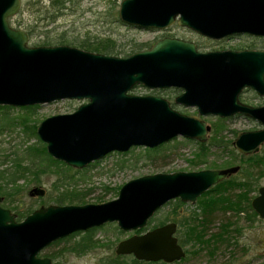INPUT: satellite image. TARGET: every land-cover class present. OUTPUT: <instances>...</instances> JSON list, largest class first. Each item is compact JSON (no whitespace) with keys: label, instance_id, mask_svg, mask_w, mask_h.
I'll return each instance as SVG.
<instances>
[{"label":"water","instance_id":"obj_1","mask_svg":"<svg viewBox=\"0 0 264 264\" xmlns=\"http://www.w3.org/2000/svg\"><path fill=\"white\" fill-rule=\"evenodd\" d=\"M21 8L22 0H0V106L87 101L74 113L39 126L37 136L53 159L83 170L133 148L156 149L176 138L207 141L211 128L204 121L174 110L164 98L132 95L139 86L182 90L175 104L197 109L201 117L256 121L263 129L242 133L235 147L246 157L260 152L264 107L244 104L240 96L251 90L264 97V51L199 53L194 44L169 38L126 58L68 46L31 47L29 34L10 25ZM119 20L159 31L178 23L213 40L236 34L264 38V0H124ZM239 170L145 176L125 184L116 200L41 207L22 222L2 207L0 196V264H53L40 255L54 243L108 224L117 223L123 232L145 229L171 201L195 204ZM34 193L45 194L40 189ZM251 207L264 220V187ZM176 234L177 225L169 224L132 236L118 244L116 255L148 263L180 262L186 251Z\"/></svg>","mask_w":264,"mask_h":264},{"label":"rangeland","instance_id":"obj_2","mask_svg":"<svg viewBox=\"0 0 264 264\" xmlns=\"http://www.w3.org/2000/svg\"><path fill=\"white\" fill-rule=\"evenodd\" d=\"M123 1L70 0L62 15L58 16L54 23H51L50 17L54 9L51 7L50 0H22V8L16 17L10 19V25L14 29L24 30L27 33L28 29L34 31V37L29 41L31 47L68 46L103 55H106L105 52L110 49L120 52V55L114 57L121 58L151 49L165 36L176 35L196 41L194 35L179 26L159 31L139 29L122 23L119 20V11ZM63 34L65 35L64 45L56 43L51 46L40 45L43 36H49L54 42H57ZM200 43L205 48L204 52L239 51L249 48L264 51V38H245L218 44L208 41ZM83 44L86 45L83 46ZM131 94L164 98L171 102L174 110L204 121L211 128L207 134V141L201 143L196 140L176 138L165 144L158 154H146V148H134L124 154H110L94 167L89 168L88 166L83 170L72 168L76 171L86 170L83 180L78 181L76 189L86 197L82 201L83 204H74V206L99 205L116 200L121 188L128 182L158 173H189L204 170H225L233 167L242 169L246 161L239 162L238 155L240 153L235 147L237 138L244 132L263 129L256 121L242 116L229 119L201 117L197 109L174 104L175 99L180 95L174 92L157 93L142 87V89H135ZM240 101L252 107H264V97H259L251 90L244 91L240 96ZM84 103L87 101H63L38 106L33 111L23 110L26 107H10L9 110H0V172L11 171L13 162L17 158L25 157L29 148L41 146L43 142L40 140V143L34 137L33 131L35 130L37 133L42 122L54 116L72 114ZM199 143L206 145L205 149L208 150L206 156H199ZM257 155L259 156L255 157L258 160L255 166L257 168L249 166L248 169L255 173L256 182L261 188L264 187V145ZM28 163L25 160L24 164L28 165ZM33 178V176H27L18 182L15 203L11 201L6 203V198L0 195L3 198L2 207L14 212L13 207L16 206H20L22 211L29 208L36 211L41 207L56 205L52 198L64 191H57L54 187L57 181L56 174L51 173L41 177V184L34 182ZM35 189L43 190L44 196L41 197L35 193L31 195ZM219 191L220 193L217 190L209 194L205 193L198 198L195 204L184 202L178 204L176 203L178 200L171 201L155 215L145 229H141L145 230L143 233H139V230L123 232L118 228L117 223L108 224L94 229L96 231L93 234L92 249L85 252L71 251L87 231L78 233L77 237L70 236L54 243L40 257L52 258L50 257L52 255L55 258V260L53 259L54 264H103L117 256L116 250L120 242L165 225L176 224V236L179 238L178 231H181L190 243L184 248L187 251L186 257L174 264H264V220L259 217L253 222H248L244 217L234 218L232 215H223L218 211L213 214L214 224L208 235L198 227L188 226V223H192L195 215L202 217L205 214L204 211L216 202L228 203L227 200L230 199L232 205L237 208L246 198L251 197L253 200L258 194V192H232L226 189ZM64 206L70 205L65 204ZM162 223L164 224L162 225ZM182 223L185 224L183 228L180 227ZM213 234L226 236V243H212L213 246L204 245L203 240H209L214 236ZM220 236L217 237V242H220Z\"/></svg>","mask_w":264,"mask_h":264},{"label":"trees","instance_id":"obj_3","mask_svg":"<svg viewBox=\"0 0 264 264\" xmlns=\"http://www.w3.org/2000/svg\"><path fill=\"white\" fill-rule=\"evenodd\" d=\"M70 0H50L51 7L54 9L51 14L52 22L54 23L58 16H61L63 11L66 9L65 6L67 3H69ZM61 13V14H60ZM28 34L30 36V39L34 37V31L28 29ZM53 43H56L58 45H64L65 44V35H61L59 37L57 42H54L49 36H43L40 45L41 46H51ZM86 44H83L85 46ZM88 48V46H87ZM106 55L110 56H118L120 55V52H117L115 50L108 49L105 52ZM34 107H26L23 108V110H30L33 111ZM10 107H0V110H9ZM34 137L39 140L41 143L39 137L37 136V133L35 130L33 131ZM200 146V152L199 156L203 157L206 156L208 153V150L205 149L206 145L199 143ZM165 145L160 146L156 149H146V154H158L162 148H164ZM235 151V150H232ZM236 152V151H235ZM237 153V152H236ZM127 156V155H125ZM259 157L257 154L254 156H243L238 155L239 162L246 161L244 163L245 166L240 167L239 173L227 178L223 182L219 183L218 185L211 188L206 194H209L214 191H218L220 193V189L224 191L225 189L232 192H258L259 186L256 182L257 178L255 177V173L250 172L248 167L251 166L252 168L255 167L258 163L257 158ZM25 160H27L29 163L28 165H25ZM98 162L89 165L90 167H94ZM243 163V162H242ZM200 165V164H198ZM85 171H76L73 170L71 167L67 166L63 162H59L55 159H53L48 153H47V147L45 144L41 143V146L39 148H29L27 150V155L23 158H17L13 162V168L10 170H4L0 172V195L4 196L5 202L8 203V201L16 202L15 197L17 194H15L17 190V185L19 181H22L27 176H33L34 182H37L41 184V177L47 176L51 173L56 174L57 181L54 184V187L57 191L64 190L62 194L58 195L54 199V202L58 206H64L65 204L74 205V204H81L82 201L85 199L86 196H82L79 192L76 191L78 187V181L83 180V176ZM240 174V175H238ZM11 198V200H9ZM228 203H221L216 202V204H212L209 206L208 209L204 211L205 214L202 215V217H199L195 215L193 217L192 223H188V226L198 227L199 229L203 230V233L208 235L209 232L212 230L211 227L214 224V218L213 214L220 211L223 213V215H232L234 218H240L244 217L247 219L248 222H253L255 219H257V214L254 212V210L251 207V197L246 198L244 202L241 204V206L235 208V206L232 205L231 200H227ZM176 203L182 204L180 200H178ZM83 204V203H82ZM169 204V203H168ZM228 204V205H227ZM13 211L17 214L18 220L21 221L22 219H25L27 216L32 214L34 211L31 210V208L26 210H20V206L13 207ZM233 222V221H230ZM164 223H162L163 225ZM161 225V226H162ZM184 223L180 224V227H184ZM96 230L92 229L88 231L85 235L82 236V238L77 243L76 247L74 249H71L72 252H85L89 249L93 248V234ZM145 230H139V233H143ZM80 234V233H79ZM179 234V243L180 245L185 248L189 245L190 241L187 240V237L183 235L181 231H178ZM78 234H74L71 237H77ZM214 236L210 237L209 240H203V237H201L204 241V245L206 246H213L212 243L217 244H225L226 243V236H220V234H213ZM216 235V236H215ZM220 236L221 240L220 242H217V237ZM58 243V242H57ZM56 244V243H55ZM186 251V250H185ZM187 255V251H186ZM52 257L51 259L55 260V258ZM129 260V262H128ZM178 263V262H177ZM103 264H166L164 262H158V263H148V262H141L136 260L133 256L131 257H123V256H115L113 257L109 262H105Z\"/></svg>","mask_w":264,"mask_h":264},{"label":"flooded vegetation","instance_id":"obj_4","mask_svg":"<svg viewBox=\"0 0 264 264\" xmlns=\"http://www.w3.org/2000/svg\"><path fill=\"white\" fill-rule=\"evenodd\" d=\"M175 26H179V24L178 23H176L175 25H173L172 27H170L171 29L172 28H174ZM179 27H181V26H179ZM170 28H168V29H170ZM181 28H183V27H181ZM168 29H166V30H168ZM183 29H185L186 31H188L190 34H192V35H194L195 37H196V41H194V40H189V39H185V38H183V37H179V36H176V35H174V36H165V37H163L161 40H163V39H166V38H169V39H178V40H182V41H185V42H189V43H192V44H194L195 45V47H196V50L199 52V53H212V51H210V52H208V51H206V52H204V50H205V48L202 46V43H200L201 41H208V42H215V43H224V42H229V41H235V40H241V39H260L259 37H255V36H252V35H249V34H236V35H230V36H228V37H225V38H223V39H221V40H213V39H210V38H207V37H204V36H201L200 34H198V33H195V32H193L192 30H190V29H187V28H183ZM201 40V41H200ZM160 41V40H159ZM204 49V50H203ZM242 51H263V50H256V49H253V48H249V49H243V50H239V51H237V52H242ZM214 52H224V51H214ZM137 90V89H142V87L141 86H139V87H136V88H134V90ZM134 90H132V92L134 91ZM155 92H157V93H168V92H174L175 94H182V90H179V89H163V90H154ZM179 95V96H180ZM179 96H177V98L179 97ZM176 98V99H177ZM176 99H175V101H176ZM169 101V100H168ZM170 102V101H169ZM171 103V102H170ZM174 104H175V102H174ZM198 142V141H197ZM14 213V212H13ZM14 214H16V213H14ZM17 215V214H16ZM17 221L18 222H21V221H19L18 220V216H17ZM78 234V233H77Z\"/></svg>","mask_w":264,"mask_h":264}]
</instances>
